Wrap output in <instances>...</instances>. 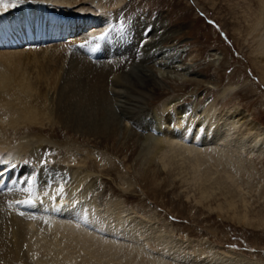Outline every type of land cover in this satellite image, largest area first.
<instances>
[{
	"label": "rangeland",
	"instance_id": "rangeland-1",
	"mask_svg": "<svg viewBox=\"0 0 264 264\" xmlns=\"http://www.w3.org/2000/svg\"><path fill=\"white\" fill-rule=\"evenodd\" d=\"M121 1L120 7L114 8V0H71L74 6L78 2L93 8L104 6L102 12L112 9L113 16L134 1L129 13L133 18L127 19L125 12L121 15L126 20L122 32L136 22L155 34L152 45L168 36L161 46L164 50L152 64L161 87L157 95L162 97L152 106L150 118L136 121L134 127L129 123L130 132L121 130L116 142L80 137L49 126L38 133H15L5 123L6 109L0 104L4 110H0V147L9 138L16 142L13 147L23 145L27 150L20 155L24 156L21 168L26 166L30 174L34 173L32 176L45 168L54 172L57 168L67 170L66 177L58 172L55 186L49 183L45 189H38L39 195L35 196L34 191L29 195L38 202L39 214L54 198L60 208L67 205L74 210L89 209V219L97 228L110 235L106 228L118 229L116 235L120 237L122 251L116 255V261H99L81 252L77 240L65 242L58 232L55 239L56 234L49 229L39 236L34 234L36 228H31L21 237L20 252L25 261L36 264H264V146L260 152L246 147L251 137L264 139V82L254 62L253 40L248 36V23L256 20L260 0ZM97 22L96 27L101 30V23ZM24 32L31 35L26 29ZM163 64L188 68L189 74L181 79V72H174L164 78L160 74ZM192 95L198 96V110L210 108L214 119L239 108L261 128L252 133L247 125L233 128L232 144L219 157L222 165L215 160L206 161L200 154L205 161L196 173L193 158L188 154L154 143L156 138H164L166 126L155 127V121L158 124L162 118L165 105L191 106L195 102ZM4 97L8 102L15 100L7 93ZM21 99L28 103L34 100L28 95ZM154 130L162 135L155 136ZM194 131L186 129L181 137L183 143L187 137L189 144H185L192 143ZM194 143L199 146L193 145L195 148L202 146L200 142ZM15 153L16 150L12 156ZM12 162L9 158L5 166ZM16 163L17 166L19 162ZM16 171L20 175V170ZM63 180L69 182L65 185ZM91 213L97 220L91 218ZM42 219L43 216L37 217L39 224L52 223L51 217V221ZM125 232L127 238L131 235V240L142 242L141 247L133 250V243L126 236L124 239ZM93 245L90 243L91 248ZM104 250L106 256L110 251Z\"/></svg>",
	"mask_w": 264,
	"mask_h": 264
},
{
	"label": "bare ground",
	"instance_id": "bare-ground-1",
	"mask_svg": "<svg viewBox=\"0 0 264 264\" xmlns=\"http://www.w3.org/2000/svg\"><path fill=\"white\" fill-rule=\"evenodd\" d=\"M93 1L96 3V0ZM15 2V8L5 10L0 7V104H4L2 109L6 111L3 112L1 107L0 110L5 113V123H8L11 130L15 133H38L42 132L40 129L49 126L52 130L62 129L80 137L103 141L115 139L113 142H116L120 140L118 136L121 130L130 132L129 123L134 127L136 121L150 118L152 106L162 97L157 95V90L161 87L154 76L152 64L159 52L164 50L161 46L163 47L168 36L152 45L155 34L150 32L146 36L144 24L136 22L134 27L129 25L125 32H122V23L126 20L123 21L121 15L125 12L127 19L133 18L129 13L135 5L134 1L119 8L114 16L115 11H111L112 9L102 12L104 6L98 7L96 4L98 8H93L85 3L78 5V2H75L74 6L71 0ZM121 3V0H114L112 7L118 8ZM97 21L101 23V30L96 27L99 24ZM248 24V36L253 40L254 62L260 69L264 82V0H260L256 20ZM93 27L96 29L90 31ZM24 29L31 35L27 36ZM95 36H104V39L96 41L92 39ZM89 40L91 43H87ZM82 44L84 47H80ZM169 66L161 65L162 77L168 78L171 73L181 72L178 76L184 79L189 74L186 72L188 68L185 70ZM5 93L15 100H5ZM22 95H28V98L34 100L25 102L21 99ZM192 96L195 97V102L191 106H179L176 103L171 108L165 105L162 118L158 124L155 121V127L166 126L162 132L164 138H156L154 143L157 146L164 145L172 152L188 154L193 158L196 173L205 159L209 162L215 160L222 165L219 157L232 144L233 128L247 125L251 133L261 128L239 108L223 112L214 119L210 108L203 112L198 110V96ZM187 128L195 130L190 139L192 143L200 142V148H195L193 145L199 147L195 143L187 145L189 137L185 140L187 144L183 143L181 137L185 135ZM152 138L155 139V136ZM144 141L148 143L147 138H144ZM15 144V140L9 138L4 147H0V169L7 168L0 179V264H36L25 261L20 252L21 237L31 228H36L34 234L39 236L43 235V230L49 229L48 231L55 234L60 233L65 242L77 240L81 252L85 251L89 256L97 258L96 260L116 261V255L122 251L120 237L116 235L118 229L113 226L106 228L110 235L97 228V224L89 219V209L74 210L75 208L67 205L62 208L57 205L56 209L52 210L53 203H49L50 210L39 214L38 202L31 199L30 193L34 191L36 196L40 194L38 189H45L49 183L55 186L58 172H61L62 176L64 173L66 177L67 170L57 168L54 172L45 168L39 175L34 176L31 187L27 183L14 182L26 179L30 174L26 166L21 168L24 156L21 158L20 155L27 149L23 145L13 147ZM248 146L260 152L264 139L256 140L251 137L246 147ZM14 150L16 153L12 156ZM25 154L30 155L28 152ZM200 154L205 159L200 158ZM9 158L13 161L11 165L19 162L15 168L5 166ZM16 170H20V175ZM6 176L8 181L5 180ZM68 182L66 181L65 185ZM68 200L66 201L70 202ZM16 202L21 204L15 205ZM23 208L35 212L30 214ZM38 216H43L42 220L52 219V223L39 224ZM95 216L91 213L93 220H97L94 219ZM137 225L139 224L136 223ZM125 234L128 233H124V239ZM131 234L134 235L132 231ZM58 236L59 234H56L55 239ZM128 236L129 238H126L133 243V250H136L135 247H141L142 242L131 240V235ZM92 242L95 243L93 248L90 246ZM104 249L110 251L106 256Z\"/></svg>",
	"mask_w": 264,
	"mask_h": 264
},
{
	"label": "snow or ice",
	"instance_id": "snow-or-ice-1",
	"mask_svg": "<svg viewBox=\"0 0 264 264\" xmlns=\"http://www.w3.org/2000/svg\"><path fill=\"white\" fill-rule=\"evenodd\" d=\"M16 6L17 5H16L15 0H13L12 3H8V2H6V0H0V7H3L5 10H8L9 8H15ZM92 39L99 41V40L104 39V36H95ZM87 43H91V41L89 40V41H87ZM80 47H84V45L82 44V45H80ZM46 162L47 161L42 160V163H46ZM12 167L15 168V165H13ZM6 171H7V168L0 169V179H2L3 174ZM34 179H35V177L32 176L31 174H29L26 179H21L20 181H14V182L27 183L29 185V187H31ZM60 191H63V189L61 188Z\"/></svg>",
	"mask_w": 264,
	"mask_h": 264
}]
</instances>
